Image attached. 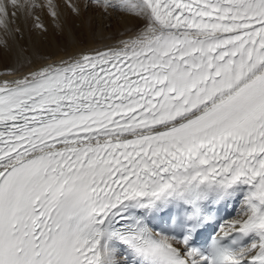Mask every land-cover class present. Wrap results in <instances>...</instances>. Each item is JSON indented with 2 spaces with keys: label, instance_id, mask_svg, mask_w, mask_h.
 Returning <instances> with one entry per match:
<instances>
[{
  "label": "bare ground",
  "instance_id": "obj_1",
  "mask_svg": "<svg viewBox=\"0 0 264 264\" xmlns=\"http://www.w3.org/2000/svg\"><path fill=\"white\" fill-rule=\"evenodd\" d=\"M138 1L124 0L121 4L136 6ZM85 4L94 8V14L90 13L88 19L86 16H89V12L86 15L80 10ZM103 9L87 0H0V78L8 76L7 71L13 70L11 73L15 74L9 76L18 77L14 82L20 85L43 79L90 56L115 50L111 47V41L131 35L140 26H144L140 32L150 31L155 27L158 30L154 32L152 40L136 42L139 45L158 41L163 36V30H179V26L169 25L160 17L150 18L144 11L141 13L144 4H141L138 11L132 9L134 14ZM77 10H80L82 16L77 14ZM155 21L161 27H158V23L153 26L152 22ZM262 73L264 63L246 80L237 82L232 91L240 89ZM5 83L7 81L0 79V85ZM227 95L224 94L221 99ZM207 107L208 105L202 109ZM253 108L255 101L246 107L245 113L235 116L234 120H241ZM76 143L79 142L65 143L60 147ZM54 149L51 145L35 147L0 164V173ZM20 189L18 186L17 191Z\"/></svg>",
  "mask_w": 264,
  "mask_h": 264
},
{
  "label": "rangeland",
  "instance_id": "obj_2",
  "mask_svg": "<svg viewBox=\"0 0 264 264\" xmlns=\"http://www.w3.org/2000/svg\"><path fill=\"white\" fill-rule=\"evenodd\" d=\"M89 5H84L83 7H82V9H80V10H82V13H84V14H86L87 15V13L89 12V16L87 15L86 16V19H88L89 17H90V15L93 13L94 14V11L92 10V9H94L93 7H88ZM86 9V10H85ZM101 9H103L102 7H101ZM80 10H77V14H82L81 12H80ZM104 11H105V9H103ZM86 12V13H85ZM72 13H74V10L72 11ZM91 13V14H90ZM121 13V12H120ZM82 16V15H81ZM92 17H94V15L92 16ZM94 19V18H93ZM82 23H83V20H82ZM38 26H40V28H41V25L39 24ZM28 35V34H27Z\"/></svg>",
  "mask_w": 264,
  "mask_h": 264
}]
</instances>
